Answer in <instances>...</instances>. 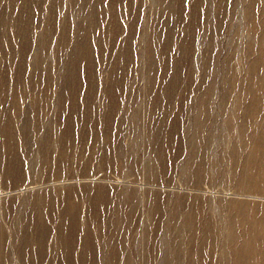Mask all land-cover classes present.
<instances>
[{
    "label": "rangeland",
    "instance_id": "obj_1",
    "mask_svg": "<svg viewBox=\"0 0 264 264\" xmlns=\"http://www.w3.org/2000/svg\"><path fill=\"white\" fill-rule=\"evenodd\" d=\"M0 264H264V0H0Z\"/></svg>",
    "mask_w": 264,
    "mask_h": 264
}]
</instances>
